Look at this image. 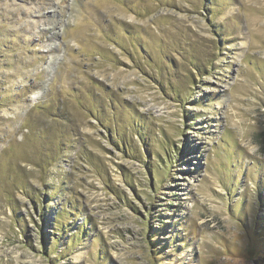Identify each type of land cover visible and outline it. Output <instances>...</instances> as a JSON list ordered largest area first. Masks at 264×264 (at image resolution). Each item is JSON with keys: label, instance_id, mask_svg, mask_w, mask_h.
I'll list each match as a JSON object with an SVG mask.
<instances>
[{"label": "rangeland", "instance_id": "rangeland-1", "mask_svg": "<svg viewBox=\"0 0 264 264\" xmlns=\"http://www.w3.org/2000/svg\"><path fill=\"white\" fill-rule=\"evenodd\" d=\"M0 264H264V0H0Z\"/></svg>", "mask_w": 264, "mask_h": 264}]
</instances>
